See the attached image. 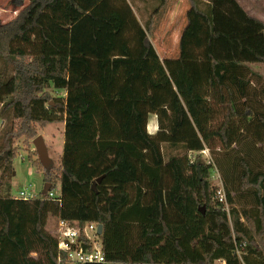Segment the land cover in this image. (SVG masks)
Listing matches in <instances>:
<instances>
[{
  "label": "trees",
  "instance_id": "16d2710c",
  "mask_svg": "<svg viewBox=\"0 0 264 264\" xmlns=\"http://www.w3.org/2000/svg\"><path fill=\"white\" fill-rule=\"evenodd\" d=\"M23 1L0 24V117L12 113L0 181L23 139L61 202L0 195V264H73L46 230L50 215L102 224L105 261L81 264H264V84L248 66L264 63V21L238 0H189L208 24L207 59L163 61L150 39L159 6L142 24L129 0ZM60 122L61 162L46 169L31 140ZM204 149L223 154L212 164ZM214 166L241 258L225 243Z\"/></svg>",
  "mask_w": 264,
  "mask_h": 264
},
{
  "label": "rangeland",
  "instance_id": "374dc122",
  "mask_svg": "<svg viewBox=\"0 0 264 264\" xmlns=\"http://www.w3.org/2000/svg\"><path fill=\"white\" fill-rule=\"evenodd\" d=\"M20 0H0V24L9 21L12 19L16 13L19 11L21 5H18V2ZM27 0L23 1V4ZM163 5L167 6V8H170V5H167L171 0H163ZM243 6L246 9H250L252 12L258 15H264V0H240ZM131 3L135 6V13L137 15V18L140 19L141 23H145V16L142 14L140 9L137 8L136 3ZM194 14L192 6L190 7L189 1L184 0L181 4L180 10L176 11L175 15V21L177 23V31L178 33L169 31V34H166L165 32V12H160L161 16L158 18L160 23H157V26H153V31L151 32L150 39L152 40V43H156L157 52L161 56V58H165L166 52L168 53L167 56L175 59L181 57H190L194 56L197 58V60H205L207 59L206 51L204 48L201 50V44L204 40L205 35L207 34L206 24H202L199 22V25L197 26V32L198 33H191V31L188 29L181 30L180 24L183 21V17L185 14ZM164 14V15H163ZM195 15V14H194ZM169 17H167L168 20ZM185 24V22H183ZM169 26H172L169 24ZM160 28L162 33L160 35H155L156 29ZM159 30V29H158ZM200 46V49L194 51L192 50L193 47L196 45ZM165 45V46H164ZM155 47V48H156ZM194 54V55H193ZM166 60H170L167 59ZM176 60V59H175ZM2 66V61L0 60V67ZM257 71L259 72L260 69L264 71V65H256ZM255 79V78H254ZM259 86V85H258ZM53 95L55 97L58 96H65L64 90H52ZM12 121V113L9 111L8 113L2 115L0 117V128L2 129L6 124L10 123ZM65 128L64 123H50L45 128H38V135H42L44 137V140L46 142V145L48 147L49 156L52 159L54 167H58L61 162L63 149H64V143H65V135L63 129ZM158 128V121L155 120L154 123L151 122V124L148 125L147 130L150 132H155V130ZM35 136V137H36ZM34 139V138H33ZM32 139V140H33ZM31 140V144L33 148L35 149L33 143ZM14 145L19 146L20 151L17 155L16 159L13 163V169L11 172L1 175V181H0V195H11L14 197H18L19 193L23 190H26L28 192H33L34 194H38L39 192L43 191L44 189V179H43V172L36 169L35 166L32 164V160L29 158L28 155V148L25 147L23 143V139L14 140ZM32 148V149H33ZM165 152H168V150L165 149ZM172 154H175V152H172ZM223 152L216 151L214 153L211 152V154L204 153V156L206 159L214 158L215 156H222ZM170 154H165L166 160ZM37 157V152L34 158ZM216 167V166H215ZM215 170V168L213 167ZM212 170V177L215 174V171ZM1 174V171H0ZM212 184L215 185V179L211 178ZM247 196L241 198L239 197L240 201H244L249 198V200H252V197L245 193ZM211 220V219H210ZM57 223L58 220L55 215H50L47 219L46 223V230L52 233L53 235H56L57 232ZM227 231L229 229L230 236L226 237L225 243L229 245L230 247H234V240H233V233H232V227L230 225V222L227 223ZM218 225L213 224V229H215ZM225 227V226H224ZM220 228V227H219ZM215 246L214 241H211L210 243V249L211 247ZM35 255V253H33ZM214 264H225L223 260H217Z\"/></svg>",
  "mask_w": 264,
  "mask_h": 264
},
{
  "label": "built area",
  "instance_id": "2783aa9c",
  "mask_svg": "<svg viewBox=\"0 0 264 264\" xmlns=\"http://www.w3.org/2000/svg\"><path fill=\"white\" fill-rule=\"evenodd\" d=\"M208 152V149L203 150V153ZM207 160L209 163L214 164L211 158ZM214 168L215 174L211 178L215 179V185L217 186L216 197L221 203L223 211L227 213L228 220L232 227L230 204L226 196V190L218 168L215 166ZM46 194L49 198L61 202V189L59 185L54 187L51 185ZM35 195L37 194L23 190L19 193L18 197L27 199ZM231 229L233 233V228ZM56 236L58 239V247L61 251L66 253L69 262L81 264L92 262L103 263L105 261L101 235L98 234V223L87 222L84 225H80L78 222L72 223L67 220L59 219ZM233 240L236 254L241 258L242 247L235 244L234 236ZM242 264L245 263L242 262Z\"/></svg>",
  "mask_w": 264,
  "mask_h": 264
},
{
  "label": "crops",
  "instance_id": "0c3cea01",
  "mask_svg": "<svg viewBox=\"0 0 264 264\" xmlns=\"http://www.w3.org/2000/svg\"><path fill=\"white\" fill-rule=\"evenodd\" d=\"M130 3H131V0H129ZM184 0H171V2H169L167 5H170V8H167V6L165 5H159V0H132V2H135L136 3V6L138 9H140V11L142 12V14L145 16L144 18H148V16L151 14V12L157 8V6H159V9L157 11V13L154 15L153 19H154V22H153V26L156 27L157 26V23H160L158 18L161 16L160 12H165V20H164V23H165V32L166 34H169V31H171V29L173 30V32L176 31V33H178L177 31V23L175 21V13L177 10H180L181 8V4ZM189 1V0H188ZM240 2V0H238ZM241 3V2H240ZM132 4V3H131ZM189 5L191 7V3L189 1ZM241 5L243 6L244 4L241 3ZM132 7H133V10L135 9V6L132 4ZM244 7V6H243ZM245 8V7H244ZM245 10L261 19L262 21H264V15H258V14H255L254 12H252L250 9H246ZM194 11V10H193ZM135 12V11H134ZM136 14V13H135ZM195 14V15H194ZM194 14H185V16L182 18L183 21L182 23L180 24V26L182 27L181 30H185V29H189L191 31V33H198L197 32V26L199 25V22L202 23V24H206V29H207V34L205 35L204 37V40L202 41V44H201V50L204 48V50L206 51V48H207V35H208V24L205 20V18L203 16H201L200 14L196 13L194 11ZM164 15V14H163ZM137 16V15H136ZM167 17L168 20H167ZM145 19V20H146ZM140 21V19H139ZM141 22V21H140ZM183 22H185V24H183ZM169 24H171L172 26H169ZM159 29V30H158ZM156 29V31L154 32L155 35H160L162 33V31L160 30V28ZM152 31H153V27H152ZM151 31V32H152ZM151 35V34H150ZM152 41V40H151ZM154 47H156V43L153 44ZM165 46V45H164ZM157 49V47L155 48ZM200 49V46L197 45L195 47H193L192 50L196 51ZM167 52H166V56H164L165 58H161L163 61L167 59H170V60H175V59H178V58H171L169 56H167ZM194 55V54H193ZM206 56H207V53H206ZM161 57V56H160ZM181 57V56H179ZM184 59H187V60H197L196 57L194 56H190V57H183ZM199 60V59H198ZM206 60V59H205ZM256 65H264V63H251L249 64L248 66L252 68V70H254L257 74H259L261 76V79H262V83L264 84V71H262L260 69V71L258 72L257 70V67H255ZM157 120L158 121V118H157V115L154 114V113H151L149 115V118H148V124H147V127L149 124H151V122L154 123V121ZM158 130V128L155 130V132H150L148 130V132L150 133H156V131ZM64 131V129H63ZM58 222H59V218L56 217ZM225 263V262H224Z\"/></svg>",
  "mask_w": 264,
  "mask_h": 264
},
{
  "label": "water",
  "instance_id": "95a60500",
  "mask_svg": "<svg viewBox=\"0 0 264 264\" xmlns=\"http://www.w3.org/2000/svg\"><path fill=\"white\" fill-rule=\"evenodd\" d=\"M32 143L35 147V150L37 152V157L40 160L41 164L46 169H49L53 165V162L49 156L48 147L46 145L44 137L42 135H38L32 140ZM101 179L102 177H99L97 178V180L92 182V189L96 188V183L100 182ZM50 187H51V183L46 182L44 185L43 193L46 194L47 191L50 189ZM200 211L202 212V214H206V208L204 205L200 207ZM102 232H103V226L102 224H98V234L102 235Z\"/></svg>",
  "mask_w": 264,
  "mask_h": 264
}]
</instances>
